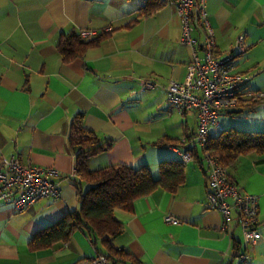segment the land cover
I'll use <instances>...</instances> for the list:
<instances>
[{
	"label": "crops",
	"instance_id": "obj_1",
	"mask_svg": "<svg viewBox=\"0 0 264 264\" xmlns=\"http://www.w3.org/2000/svg\"><path fill=\"white\" fill-rule=\"evenodd\" d=\"M164 1L142 16L138 9L146 0H0V158L13 155L21 164L60 172L56 198H41L24 209L0 201V264H72L107 252L100 238L81 228L47 247L29 244L37 230L79 207L72 181L76 153L69 144L78 115L103 147L86 158L89 169L146 165L157 178L159 160L180 159L177 142L166 140L192 133L196 115L170 108L165 87L187 79L192 51L180 40L175 6ZM206 9L217 55L232 52L239 35L246 47L236 58L237 69L248 77L239 105L220 114L219 124L263 130L264 102L250 111L244 102L245 92L264 96V0H206ZM107 27L82 56L62 59L56 46L62 33ZM192 35L202 55L205 33L199 24ZM146 80L153 86L144 88ZM172 111L177 116H169ZM196 149L184 162V182L176 189L158 187L137 197L131 210H114L122 230L111 245L139 264H236L235 250L248 255L242 264H264V155L243 154L227 166L236 185L257 196L260 237L245 244L235 210L225 232L221 212L206 206L205 163ZM166 214L180 223L165 222Z\"/></svg>",
	"mask_w": 264,
	"mask_h": 264
},
{
	"label": "built area",
	"instance_id": "obj_2",
	"mask_svg": "<svg viewBox=\"0 0 264 264\" xmlns=\"http://www.w3.org/2000/svg\"><path fill=\"white\" fill-rule=\"evenodd\" d=\"M181 18V42L189 45L192 59L186 64L188 76L185 81H169L166 85V100L170 108L179 113L193 112L196 115L194 131L188 138L180 139V146H173L181 161L186 162L202 150L206 173V206L222 214L220 229L229 232L231 211L237 212V224L242 231L245 244H254L260 237L256 229L258 222L257 196L240 189L230 177L227 167L207 148L209 136L221 130L218 116L230 113L238 107L247 75L237 69L236 58L246 49L243 35L236 38L234 51L219 56L215 53L206 0H171ZM203 29L205 35L201 44L202 55L192 35L195 25ZM110 28L79 32L84 39L107 32ZM153 86L150 80L143 87ZM247 97H261L262 93H246ZM60 172L53 167H42L32 163L21 164L11 155L0 158V201L12 202L18 209H24L45 197L59 196ZM163 220L178 224L180 219L166 214ZM236 264H242L248 255L238 251ZM72 264H117L102 252L90 258L76 260Z\"/></svg>",
	"mask_w": 264,
	"mask_h": 264
},
{
	"label": "trees",
	"instance_id": "obj_3",
	"mask_svg": "<svg viewBox=\"0 0 264 264\" xmlns=\"http://www.w3.org/2000/svg\"><path fill=\"white\" fill-rule=\"evenodd\" d=\"M164 3V0H146L138 10L142 16H147ZM106 33L108 31L84 39L78 32L70 30L59 36L56 46L63 60H71L82 56L87 48L98 44ZM245 99L244 104L248 111L264 102V96H246ZM232 112L234 110L230 113ZM184 134L189 138L192 133ZM169 141L181 144L180 139L166 140ZM166 142L163 140L158 144ZM69 144L76 153V177H72V181L76 187L79 207L76 211L67 212L53 223L37 230L30 239V246L37 249L57 241H66L76 228H81L89 237L101 239L107 248V252L103 253L109 259L118 263L127 258L133 261V264H139L131 253L110 243L111 238L116 237L122 230L121 223L114 218V210H131L137 197L149 194L158 187L176 189L184 182L185 163L181 159L159 160L157 178L152 176L146 165L132 167L126 164H110L89 169L86 158L101 151L103 147L92 130L82 124L81 115L75 117L72 122ZM206 148L226 167L243 154L255 152L264 155V129L248 131L236 127L221 128L209 136ZM237 252L235 250L234 256Z\"/></svg>",
	"mask_w": 264,
	"mask_h": 264
},
{
	"label": "rangeland",
	"instance_id": "obj_4",
	"mask_svg": "<svg viewBox=\"0 0 264 264\" xmlns=\"http://www.w3.org/2000/svg\"><path fill=\"white\" fill-rule=\"evenodd\" d=\"M168 115H169V116H177V113H175V111H172V113H171V114L168 113ZM221 120H222V119H221ZM222 124H223L224 127L229 126L228 122H226V121H224V120L222 121ZM225 125H226V126H225ZM75 136H77V135H75ZM198 152H199L200 154L202 153V150H201L200 146H198ZM188 165H192V164H191V163H188L187 166H188Z\"/></svg>",
	"mask_w": 264,
	"mask_h": 264
}]
</instances>
